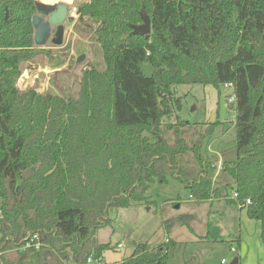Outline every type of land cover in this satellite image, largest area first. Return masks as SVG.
<instances>
[{"label":"trees","instance_id":"trees-1","mask_svg":"<svg viewBox=\"0 0 264 264\" xmlns=\"http://www.w3.org/2000/svg\"><path fill=\"white\" fill-rule=\"evenodd\" d=\"M142 4L149 38L128 27L141 22ZM37 5L0 0V264H86L89 256L102 264H167L177 241L137 243L128 257L104 263L109 244L96 233L110 224L109 208L149 203L150 185L169 177L197 203L223 199L264 222V0L77 4L74 30L99 45L104 67L82 70L76 96L16 85L21 63L38 53L31 24ZM225 83L232 85L236 133L233 156L217 167L202 149L218 120L164 118L181 108L176 85L210 84L220 93ZM188 154L196 176L185 166ZM192 220L180 214L166 226L191 229ZM35 232L42 246L21 249Z\"/></svg>","mask_w":264,"mask_h":264},{"label":"rangeland","instance_id":"rangeland-1","mask_svg":"<svg viewBox=\"0 0 264 264\" xmlns=\"http://www.w3.org/2000/svg\"><path fill=\"white\" fill-rule=\"evenodd\" d=\"M85 1L87 0H74L70 4L61 45L54 46L46 42L42 46H33L38 53L31 60L21 63L22 74L16 82L20 90L34 88L40 93L76 96L82 70L90 66L103 69L99 45L89 34L82 35L74 30L78 19L76 6ZM81 55L83 59L77 62ZM231 92V88L222 87L218 93L210 84L176 85L175 96L180 97L181 108L177 112L173 111L164 121L174 122L179 117L190 124H209L218 120L220 124L214 128L213 135L202 149L204 156L215 160L222 149L232 147L235 138V112L227 108ZM205 125L202 129L206 128ZM185 166L193 170L194 176L197 175L199 168L192 154L186 156ZM147 195V204L140 202L134 203L132 208H109L110 224L99 228L96 233L99 243L109 244L103 252L104 263L128 257L133 252L134 243H146L147 246L154 247L166 239H172L178 242L171 247L167 264H230L237 252L230 247L237 249L238 238L232 237L229 232H235L241 222L233 212L228 211L224 216L221 214L225 204L222 200L197 203L191 198L189 189L172 177L166 183L151 184ZM180 214H192L191 229L188 225L177 222L166 226V221L170 224ZM213 226L222 229L217 239L208 237L206 243L197 239ZM258 237L261 245L257 238L254 241L247 236L242 247H249L250 263L264 264L263 255H258L261 253L259 246L264 252V236L260 234ZM119 244H122L121 248H118Z\"/></svg>","mask_w":264,"mask_h":264},{"label":"water","instance_id":"water-1","mask_svg":"<svg viewBox=\"0 0 264 264\" xmlns=\"http://www.w3.org/2000/svg\"><path fill=\"white\" fill-rule=\"evenodd\" d=\"M39 5L43 7H51L54 6L55 9L52 11V13L48 16V21L43 22L41 18L37 14H33L31 17V24L34 29L33 33V42L36 46H42L46 43V34L49 31L50 25H58L57 26V32H56V39H53V43L55 45H60L62 43V31H63V22L66 18V13L69 10V6L71 3H65L63 1H59L53 4H46L42 2H37ZM139 15L141 22L136 24H129L128 27L131 30V35H141L145 38H149L151 35V17L150 15L145 11L144 5L142 4L139 9ZM83 59V55L79 56L77 58V62H80ZM142 69L145 75H149L150 73V66L147 64L142 65ZM228 107L231 109L232 105H228ZM34 170V167H31L30 169H27L23 173V178H27L28 175ZM131 213L133 211H130ZM219 234V229L215 226L211 227V230L208 233V237L212 239H217ZM238 257H236L231 264H237Z\"/></svg>","mask_w":264,"mask_h":264},{"label":"crops","instance_id":"crops-1","mask_svg":"<svg viewBox=\"0 0 264 264\" xmlns=\"http://www.w3.org/2000/svg\"><path fill=\"white\" fill-rule=\"evenodd\" d=\"M230 104L231 103L228 102V104H227V108L228 109H230L228 107V105H230ZM227 156H230V157L233 156V151L231 150V147H229L227 149L226 148L222 149L219 152V154L217 156H215L216 157L215 160H217V162L220 163V161L222 160V158L223 157H227ZM214 200H218V201L222 200L223 203H225L224 204V207L221 210V214L223 216L226 215V213H228V211H230V212H233L235 215H237L238 220L241 222V223H239V227H238L237 230H235V232H229V234H231L232 237L238 238V239H236V241L238 242V246H237V249H236L237 252H235V256L233 257V259L231 260V262L236 257H238L237 264H253V263H250L248 261L249 258H250V256L248 255L249 247L243 249L242 244H243V242L246 241L247 236H249L254 241L257 238V241H258L259 245H261L258 236H260V234L264 236V222L261 223L259 220H255V219H251V218L247 217L246 209H240L235 204L226 203L223 199L212 198V199L207 200V201L209 203H212ZM221 232H222V229H219V233H221ZM208 233H209V231H206L205 234L199 235L197 239L198 240L201 239L203 243H206L207 242V239L206 238H208ZM218 236H219V234H218ZM176 241L178 242V240H176ZM136 244L137 243H134L135 246H136ZM259 250H260L261 253L258 254V255H263V257H264V252H263V249H262L261 246H259ZM133 251H134V249H133ZM103 258H104V256H103ZM102 261L104 262V259ZM116 261H119V260H116ZM113 262H115V261H113ZM231 262H230V264H231ZM263 262H264V260H263ZM256 264H259V263H256Z\"/></svg>","mask_w":264,"mask_h":264},{"label":"built area","instance_id":"built-area-1","mask_svg":"<svg viewBox=\"0 0 264 264\" xmlns=\"http://www.w3.org/2000/svg\"><path fill=\"white\" fill-rule=\"evenodd\" d=\"M232 85L231 83H225V85L223 86V88H231ZM234 100V97L230 94L228 96V102L231 103L232 101ZM220 163H218V166L219 167ZM232 197L235 199L237 197V193L236 192H233L232 193ZM244 205L250 203L249 199L246 198V200L244 201ZM2 217V211H1V208H0V218ZM167 241V240H166ZM42 246V242L40 241L39 239V235L38 233H32V234H28L26 236V238L24 239V242L23 244L20 246L21 249H25V248H30V247H33L34 249H38L39 247ZM122 247V244H119L118 245V248H121ZM230 249L232 251H235V247L231 246ZM222 262H224V259L222 260ZM86 264H102V262L98 261V260H94L92 259L90 256L87 257L86 259Z\"/></svg>","mask_w":264,"mask_h":264},{"label":"flooded vegetation","instance_id":"flooded-vegetation-1","mask_svg":"<svg viewBox=\"0 0 264 264\" xmlns=\"http://www.w3.org/2000/svg\"><path fill=\"white\" fill-rule=\"evenodd\" d=\"M54 9H55L54 6L43 7V6L38 4L36 6V10H35L34 14H37L41 18V20L43 22H46V21H48L49 14L52 13V11H54ZM68 12H69V10L66 13V17H67ZM65 20H66V18H65ZM64 22H63V31H62V42H63V39H64V32H65V30H64ZM57 26L58 25H50L49 31L46 34V38H45L46 42H49V43H51L54 46H56V45L53 43V39H56Z\"/></svg>","mask_w":264,"mask_h":264},{"label":"bare ground","instance_id":"bare-ground-1","mask_svg":"<svg viewBox=\"0 0 264 264\" xmlns=\"http://www.w3.org/2000/svg\"><path fill=\"white\" fill-rule=\"evenodd\" d=\"M42 3H46V4H53V3H56V2H59V1H63L65 3H72L74 0H38Z\"/></svg>","mask_w":264,"mask_h":264}]
</instances>
